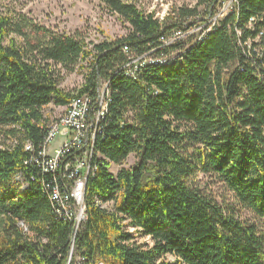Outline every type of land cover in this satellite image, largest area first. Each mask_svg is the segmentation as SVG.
<instances>
[{"label": "trees", "instance_id": "16d2710c", "mask_svg": "<svg viewBox=\"0 0 264 264\" xmlns=\"http://www.w3.org/2000/svg\"><path fill=\"white\" fill-rule=\"evenodd\" d=\"M101 1L128 31L91 48L81 33L0 13V264H68L72 255L82 264H264V0H236L203 40L168 46L164 38L226 0H198L162 21L135 1ZM125 46L168 60L131 74ZM82 67V87L65 92L61 82ZM101 79L108 111L78 228L56 213L53 188L69 179L33 155L49 134L46 107L83 95L97 102Z\"/></svg>", "mask_w": 264, "mask_h": 264}, {"label": "built area", "instance_id": "2783aa9c", "mask_svg": "<svg viewBox=\"0 0 264 264\" xmlns=\"http://www.w3.org/2000/svg\"><path fill=\"white\" fill-rule=\"evenodd\" d=\"M234 1L229 0V5L219 8L215 15H208L201 22L186 29H178L169 37L164 38V46L171 45L188 37H194V41L201 39V36L210 32V29L216 27L219 21L227 15L233 8ZM229 7V8H228ZM261 33L257 39L262 37ZM124 51L128 53L129 62L127 63V71L138 74L141 65L150 60H168V57H155L153 54L136 55L131 53L128 47H124ZM99 100L94 107H87V98L77 96L72 100L73 112L67 117H61V121L57 125L56 134H47L51 136L50 147H43V143L36 154H34V162L37 163L44 172L63 175L65 179H69V184H65L62 189L55 186L53 191L56 192L57 209L56 213L62 218V213H71L75 225H80L86 221L84 205L85 191H82V180H88V173L92 170L93 164H88L87 141L90 137H96L101 120L108 111V95L107 83L98 87ZM66 130V132H65ZM60 137L62 142L52 149V144ZM29 151L30 150L29 148ZM85 259L82 258V263ZM103 264V263H101Z\"/></svg>", "mask_w": 264, "mask_h": 264}, {"label": "rangeland", "instance_id": "374dc122", "mask_svg": "<svg viewBox=\"0 0 264 264\" xmlns=\"http://www.w3.org/2000/svg\"><path fill=\"white\" fill-rule=\"evenodd\" d=\"M127 1H135L140 9L146 13H153L155 17L161 21L164 20V18H167L173 9H178L183 5H188L192 8L198 3V0ZM225 2V5H228L231 8L229 0H226ZM3 6L7 7L10 11H13V13L26 17L38 26L40 25L52 29L53 31L69 34L76 32L81 33L86 36V42L90 45V48L94 43H99L106 40V38L122 37L128 31L127 24H125L118 15L105 8L101 0H3V3L0 6V13L6 12V8ZM200 10L203 12L204 9L201 7ZM166 21L167 23L173 22L172 19ZM86 70V67L78 68L75 72L67 75L61 82L60 87L65 92L75 93L84 83ZM102 84H105L103 79L100 80V85ZM64 112L65 107L59 106L54 102L49 104L45 109V115L51 120V122L57 120V117L59 118L62 116ZM3 140L4 138L0 136V142ZM60 140L61 139L58 138L53 145H58ZM135 162L136 158L134 155H131L125 163V166H130ZM111 170L117 172L118 167L112 165ZM14 183L18 186L20 184L19 187L21 188L26 184L21 175L15 177ZM222 189L223 188L219 185L214 187L216 192ZM223 192L224 190H222V193ZM227 195L229 196V194ZM99 202L102 204V199H100ZM103 205L105 204L103 203ZM244 217L252 219V216L246 212H244ZM129 230L135 233L133 228H129ZM135 235H137L139 243L151 244V239L149 237H141L136 233ZM72 257L73 255L69 258L68 264L83 263L80 262V256H76L74 260H72ZM165 259L171 263H175L176 261V258L173 255H167Z\"/></svg>", "mask_w": 264, "mask_h": 264}, {"label": "bare ground", "instance_id": "6f19581e", "mask_svg": "<svg viewBox=\"0 0 264 264\" xmlns=\"http://www.w3.org/2000/svg\"><path fill=\"white\" fill-rule=\"evenodd\" d=\"M213 29V28H212ZM212 29H210V31L212 30ZM209 32H207V34H208ZM207 34H204V36H201V39H199L198 41H201V40H203L204 39V37L205 36H207ZM161 62H166V61H161ZM148 63L149 62H146V63H144L143 65H141V68L142 67H144V66H147L148 65ZM131 74L133 73V72H130ZM133 77V76H132ZM107 95H108V97H109V91H108V85H107ZM79 97H86V95H83V96H79ZM74 99H76V97H74V98H72L71 99V101H70V103L67 105V107H65V112H64V114L62 115V116H60L59 118L57 117V120H55V121H52V122H50L51 123V125H50V130H49V134H56V132H57V125L59 124V121H61V117H67V115H69L70 113H72L73 112V104H72V100H74ZM98 100H99V92H98V99H97V102H96V100H94V99H92L90 96H89V98H87V107H94V106H96V103H98ZM63 113V112H62ZM53 120V119H52ZM51 121V120H50ZM49 126V125H48ZM58 138H60V137H58ZM57 138V139H58ZM56 139V140H57ZM61 140H60V143L62 142V138H60ZM95 139H96V137H90L89 138V141H87V150H88V164H92V159H93V152H94V150H93V146H94V142H95ZM55 140V141H56ZM55 143V142H54ZM53 143V144H54ZM59 143V144H60ZM50 144H51V136H47L46 137V140H45V143H44V145H43V147H50ZM52 144V149L53 148H55V147H57L58 145H53ZM29 148H31L30 147V145H28L27 146V149H29ZM94 170V165L92 166V170H90V173H92V171ZM90 173H88V178H89V175H90ZM86 183H87V180H82V191H85V188H86ZM53 194H54V196H55V198H56V192L55 191H53ZM57 199V198H56ZM84 205L86 206V204H85V195H84ZM66 215L69 217V219L71 220V222L73 221V215H71V213H66ZM65 215V216H66ZM85 216H86V209H85ZM81 258V257H80ZM82 259V258H81Z\"/></svg>", "mask_w": 264, "mask_h": 264}, {"label": "water", "instance_id": "95a60500", "mask_svg": "<svg viewBox=\"0 0 264 264\" xmlns=\"http://www.w3.org/2000/svg\"><path fill=\"white\" fill-rule=\"evenodd\" d=\"M65 132H66V130H65Z\"/></svg>", "mask_w": 264, "mask_h": 264}]
</instances>
